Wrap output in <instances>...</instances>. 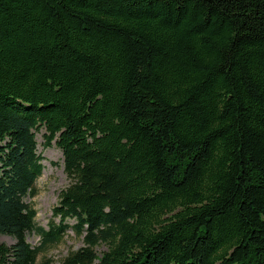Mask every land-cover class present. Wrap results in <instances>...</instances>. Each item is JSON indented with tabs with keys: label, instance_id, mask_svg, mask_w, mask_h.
Returning a JSON list of instances; mask_svg holds the SVG:
<instances>
[{
	"label": "trees",
	"instance_id": "obj_1",
	"mask_svg": "<svg viewBox=\"0 0 264 264\" xmlns=\"http://www.w3.org/2000/svg\"><path fill=\"white\" fill-rule=\"evenodd\" d=\"M68 229L60 264H264V0H0V264Z\"/></svg>",
	"mask_w": 264,
	"mask_h": 264
},
{
	"label": "rangeland",
	"instance_id": "obj_2",
	"mask_svg": "<svg viewBox=\"0 0 264 264\" xmlns=\"http://www.w3.org/2000/svg\"><path fill=\"white\" fill-rule=\"evenodd\" d=\"M43 134V129L36 131L37 152L43 156L42 174L35 183L37 194L34 197L26 198V201L31 203L36 210V224L47 228L49 221L53 219L52 208L57 203L58 194L62 188L69 184V179L64 173L61 150L54 141L50 146H45ZM53 220L58 221V218ZM69 223L73 224L74 220H69ZM26 238L32 246H36L40 242L39 236L35 232H28ZM0 241L11 245L14 238L6 234H0ZM83 246L82 237L77 236L72 229H68L60 242L48 246L38 254L36 264H60L69 253ZM107 248L106 243H101L95 247V251L100 255Z\"/></svg>",
	"mask_w": 264,
	"mask_h": 264
}]
</instances>
